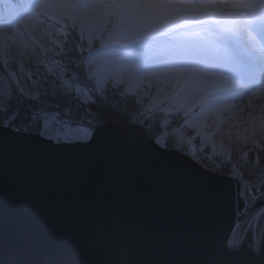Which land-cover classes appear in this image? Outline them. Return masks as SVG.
<instances>
[{"label": "water", "instance_id": "obj_1", "mask_svg": "<svg viewBox=\"0 0 264 264\" xmlns=\"http://www.w3.org/2000/svg\"><path fill=\"white\" fill-rule=\"evenodd\" d=\"M154 140L141 124L108 123L91 142L0 129V264H100L93 236L111 215L180 228L190 264H264V238L256 253L249 233L225 253L237 219L264 206V189L245 206L238 178L216 172L227 179L209 183V168Z\"/></svg>", "mask_w": 264, "mask_h": 264}, {"label": "snow or ice", "instance_id": "obj_2", "mask_svg": "<svg viewBox=\"0 0 264 264\" xmlns=\"http://www.w3.org/2000/svg\"><path fill=\"white\" fill-rule=\"evenodd\" d=\"M20 3L28 7L24 0H0V19L12 21L9 17ZM248 7L212 0H112L108 4L63 6L41 0L35 3L31 15L2 29L15 30L23 38L30 20L43 26L54 8L81 12L106 8L113 27L99 35L89 32L87 39L82 32L79 43L73 41L71 47L66 44V51L59 56L65 61L61 65L63 75L55 82L52 77L46 80L34 73L29 88H15L6 101L0 99V129L15 131L22 124L34 125L54 132L57 139L81 142L84 134L91 142L109 123L98 102L125 101L115 107L126 114L130 124L143 121L144 125L159 127L161 133L172 130V125L164 121L154 123L152 108H146L135 97L130 104L126 102L128 94L120 77L136 72L167 82L174 97L183 98L182 107L173 111L183 117L180 123L195 130L191 121L197 113L203 116L224 111L233 101H246L249 94L257 95L254 90H264V16L250 20L242 17L241 12ZM234 20L237 22L232 23ZM178 33H184L185 38L176 42L172 38ZM105 37L110 44L120 46L118 51L125 54L122 59L129 64L115 75L101 71L95 59L98 49L94 41L103 44ZM175 145L161 150L175 153L182 161L200 164L190 141L179 138ZM246 162V157L239 158V163ZM218 169L222 168L204 169L203 176L209 183L227 179L215 174ZM228 169L231 176L239 178L238 200L245 206L251 204L254 198L246 200L240 187L244 175L241 168L232 165ZM259 198L264 200V193Z\"/></svg>", "mask_w": 264, "mask_h": 264}, {"label": "rangeland", "instance_id": "obj_3", "mask_svg": "<svg viewBox=\"0 0 264 264\" xmlns=\"http://www.w3.org/2000/svg\"><path fill=\"white\" fill-rule=\"evenodd\" d=\"M25 1L28 5L26 11L22 12V8L25 6L19 5L14 14L9 17L12 21L0 19V63L6 71L0 74V82L9 81L16 84V87L21 90L29 88L26 80L32 79L31 73L35 67L43 65L47 67L48 71H51L43 57V48H41L39 40H44L53 34L50 25L45 21L41 26L30 20L23 38L15 30L2 29L3 27L10 28L20 19L31 15L35 3L41 2V0ZM46 2L63 6L108 4L112 0H46ZM212 2L248 5L249 7L241 12V16L249 20L253 16H264V0H212ZM48 17L61 21L63 25L73 24L80 35L83 32L84 39H87L89 32H95L98 35L101 31L107 32L114 23L110 10L106 8L88 9L83 12L75 8L71 10L54 8L49 12ZM231 22L236 23L237 21ZM184 38V33H178L172 39L179 42ZM51 40H53L54 46L60 43V40L55 36L51 37ZM96 43L99 44H97L99 47L96 46ZM93 46L98 49L95 59L101 71L107 70L115 75L118 70L129 67L128 62L122 59L125 54L118 51L120 46L110 44L106 37L103 44L96 40ZM120 78L123 80V89L129 95L143 103L146 108L151 107L154 114H158V117H154V121L158 119L172 125V130L165 129L163 133L159 131L158 134L162 140L166 137L167 141V138L170 137L172 147L176 146V140L179 138L190 141L193 150L198 153L196 158L200 164L210 170L214 166L228 169L232 165L240 167L242 164L241 171L245 177L242 179L241 189L244 192V198L257 194L258 185L263 181L255 172L264 168V99L261 98V92L264 90H254L257 91V95L249 94L246 101H233L232 106L224 111L206 113L203 116L197 113L196 118L191 121L196 125L193 130L180 122L177 124V121L182 120L183 117L178 116L173 109L182 107L183 98L174 97L167 82H161L155 77L146 78L145 74L136 72H129L127 75L121 74ZM137 124L144 127L143 121ZM148 126L155 127L152 124ZM81 135L82 140L87 139L84 134ZM242 156L246 157V163H239V158ZM216 172L218 171L216 170ZM227 174L231 175L226 171L223 175ZM246 232L252 233L255 240L252 248L258 252L260 242L264 237V207L238 222L227 247L239 246Z\"/></svg>", "mask_w": 264, "mask_h": 264}, {"label": "clouds", "instance_id": "obj_4", "mask_svg": "<svg viewBox=\"0 0 264 264\" xmlns=\"http://www.w3.org/2000/svg\"><path fill=\"white\" fill-rule=\"evenodd\" d=\"M93 239L100 264H190L182 230L162 229L143 217L103 216Z\"/></svg>", "mask_w": 264, "mask_h": 264}, {"label": "trees", "instance_id": "obj_5", "mask_svg": "<svg viewBox=\"0 0 264 264\" xmlns=\"http://www.w3.org/2000/svg\"><path fill=\"white\" fill-rule=\"evenodd\" d=\"M47 24L50 25L51 29L53 30L51 34V37L55 36L57 39L60 40L59 45L54 46L52 43L53 40H51V37L45 38L44 40H39L41 44V48H43V57L47 61V64L49 65L51 71L47 70L46 66L40 65L34 68V70L31 73L32 79H27V83L29 84L30 81L34 79V73H40L43 75L44 79H48L49 77L53 78V82H55V78L58 76L63 75V68L61 65L65 62L61 59H59L60 53L66 51L65 45L67 44L69 47L72 46L73 41L76 43H79V37L81 35L76 31L75 26L71 23H68L66 25H63L61 21L59 20H52L49 17L45 21ZM62 26H65V28H62ZM98 43H96V46ZM51 46V47H50ZM94 46V47H96ZM99 47V46H98ZM67 59V57L65 58ZM6 71L4 70L2 64L0 63V74L5 73ZM35 78H40V77H35ZM67 79V77H65ZM70 83V82H69ZM63 88V85L61 84L60 86ZM17 88L16 84H13L9 81L1 83L0 82V99L7 100L12 94H13V89ZM125 91V90H124ZM6 92V93H5ZM126 92V91H125ZM127 93V92H126ZM128 94V93H127ZM133 96L128 94L127 97V103H131ZM125 101H106V102H98L100 104V107L102 108L103 112L106 115V118L109 120V123H117V124H123V125H129V119L126 116V114L123 111L118 110L115 105L117 103H124ZM158 117V114L155 113L153 116V121L154 117ZM158 120V119H157ZM155 120L154 123L157 121ZM181 119L177 121V124H179ZM145 131L155 138L162 146H167V147H172L171 145V140L170 137L167 138V141L162 140V138L159 136V127H149L148 125H144ZM17 130L25 131V132H34V133H40L41 135L48 137V138H53L54 140L58 142H69L73 140H62V139H57L56 134L53 135L51 131L45 130L43 128L37 127V126H25L21 125ZM86 140V139H85ZM167 143L165 145V143ZM243 165H240V168H242ZM219 168V167H218ZM222 169H218L217 171L219 174H225L226 172H230L229 169H226L224 167H221ZM224 172V173H223ZM255 174L258 175L259 179H262V183L260 182L259 189L261 190L264 188V168L260 169L259 171H256ZM229 175V174H227ZM245 176L243 175L242 179ZM258 179V180H259Z\"/></svg>", "mask_w": 264, "mask_h": 264}, {"label": "flooded vegetation", "instance_id": "obj_6", "mask_svg": "<svg viewBox=\"0 0 264 264\" xmlns=\"http://www.w3.org/2000/svg\"><path fill=\"white\" fill-rule=\"evenodd\" d=\"M256 193H258V192H256ZM249 197H250V196H249ZM249 197H247V198H249ZM247 198H245V199H247ZM239 202H241V201L239 200ZM260 209H261V208H260ZM245 218H247V217L237 219L235 225L233 226V228L231 229V231H230V233H229V235H228V237H227V240H226V243H225L226 247L228 246V244H229V242H230V240H231V235H232V233L234 232L236 225L238 224V222H241V221L244 220ZM247 233H248V232L245 233V235H244V237H243V239H242V241H241V243H240L239 246L242 245V243H243V241H244V239H245ZM254 241H255V240H254V237L252 236L251 246L254 244ZM239 246H236V248L239 247ZM252 249H253V248H252Z\"/></svg>", "mask_w": 264, "mask_h": 264}]
</instances>
